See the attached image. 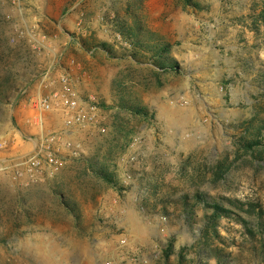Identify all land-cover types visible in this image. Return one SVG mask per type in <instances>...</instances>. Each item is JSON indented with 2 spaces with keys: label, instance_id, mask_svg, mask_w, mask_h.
<instances>
[{
  "label": "rangeland",
  "instance_id": "374dc122",
  "mask_svg": "<svg viewBox=\"0 0 264 264\" xmlns=\"http://www.w3.org/2000/svg\"><path fill=\"white\" fill-rule=\"evenodd\" d=\"M63 77L88 128L37 123ZM155 219L173 264H264V0H0V264L117 261Z\"/></svg>",
  "mask_w": 264,
  "mask_h": 264
},
{
  "label": "built area",
  "instance_id": "2783aa9c",
  "mask_svg": "<svg viewBox=\"0 0 264 264\" xmlns=\"http://www.w3.org/2000/svg\"><path fill=\"white\" fill-rule=\"evenodd\" d=\"M62 80H63L64 88L60 95L58 93H53L52 97H46V96L40 95V96H37L31 99V106L38 113L35 118L39 126L42 127V125L44 124L43 123L44 114L52 110L55 106L56 107L62 106L67 109L74 108V111H72V115L74 117V122H73L74 125L79 126L81 128H88L89 125H93L94 123L93 115L97 108V103L94 97H90L89 99L88 110H84V108H78L77 101L74 98V93L69 95L71 93L70 85L68 84L66 78L63 77ZM65 143L67 142L63 141V144ZM37 149H39V151H37L36 153H33V156H32V160L34 161L33 163L34 166L41 165V162H42L41 157H43L42 155H39V152H41V148L38 146ZM47 158L50 163H53V165H56V166L61 165V162H59L60 158L58 157L56 158L47 157ZM128 162L132 163L133 161L132 159H129ZM32 169H33L32 166H29V168L27 167V170L29 171H31ZM125 178H126L125 180H129L131 178V175L128 173L125 176ZM160 220L161 222H165L166 216H161ZM141 236H144V234H141ZM128 240L129 239H127V237L121 239L120 247H123V248H121L119 251L117 261H114V260L107 261L106 264H123L124 262L127 261V257L130 255L131 252H133L131 250L134 249V248L127 249L129 248L128 245H130V247H135L132 244H130L131 242L130 240L129 241ZM135 249H138V247H135ZM136 259L138 258L136 257L135 254H133L132 260L135 261Z\"/></svg>",
  "mask_w": 264,
  "mask_h": 264
},
{
  "label": "crops",
  "instance_id": "0c3cea01",
  "mask_svg": "<svg viewBox=\"0 0 264 264\" xmlns=\"http://www.w3.org/2000/svg\"><path fill=\"white\" fill-rule=\"evenodd\" d=\"M48 113V112H46ZM46 115V114H45ZM155 242L152 240H146L142 241L138 239L136 241L135 236L134 238L130 237L132 242L136 244L135 246H138L140 248H145V249H152V251H155V264H173V257H168L166 258L165 256H160L162 252L164 251L165 247L168 245V240L170 234H174L176 231H172L171 227L169 225H164L163 223L160 222V220L155 219ZM182 242L178 241L175 242L172 246V250H177L178 244ZM144 246V247H143ZM149 253V252H147ZM170 256V255H169ZM175 256V255H174ZM165 260V261H164Z\"/></svg>",
  "mask_w": 264,
  "mask_h": 264
},
{
  "label": "trees",
  "instance_id": "16d2710c",
  "mask_svg": "<svg viewBox=\"0 0 264 264\" xmlns=\"http://www.w3.org/2000/svg\"><path fill=\"white\" fill-rule=\"evenodd\" d=\"M125 33V32H124ZM171 251H172V243H168V245L165 247V249H164V256L166 257V258H168L169 257V255H170V253H171Z\"/></svg>",
  "mask_w": 264,
  "mask_h": 264
}]
</instances>
